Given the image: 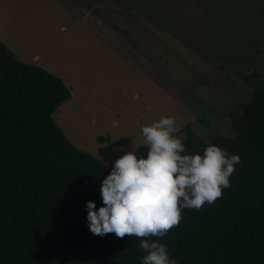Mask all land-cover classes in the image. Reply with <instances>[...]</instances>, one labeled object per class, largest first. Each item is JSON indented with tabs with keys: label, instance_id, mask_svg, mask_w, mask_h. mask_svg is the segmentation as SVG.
Returning <instances> with one entry per match:
<instances>
[{
	"label": "rangeland",
	"instance_id": "obj_1",
	"mask_svg": "<svg viewBox=\"0 0 264 264\" xmlns=\"http://www.w3.org/2000/svg\"><path fill=\"white\" fill-rule=\"evenodd\" d=\"M0 41L69 88L52 120L112 170L161 117L231 135L239 73L264 69V0H0Z\"/></svg>",
	"mask_w": 264,
	"mask_h": 264
},
{
	"label": "trees",
	"instance_id": "obj_2",
	"mask_svg": "<svg viewBox=\"0 0 264 264\" xmlns=\"http://www.w3.org/2000/svg\"><path fill=\"white\" fill-rule=\"evenodd\" d=\"M239 77L249 91L227 112L231 135L204 140L187 125L176 133L186 134L182 155L215 144L240 157L221 197L182 208L177 226L147 238L164 244L176 264H264V69ZM69 96L59 77L0 41V264H141L144 238L89 230L86 204L102 206L111 170L52 120ZM133 151L146 158L148 145Z\"/></svg>",
	"mask_w": 264,
	"mask_h": 264
},
{
	"label": "clouds",
	"instance_id": "obj_3",
	"mask_svg": "<svg viewBox=\"0 0 264 264\" xmlns=\"http://www.w3.org/2000/svg\"><path fill=\"white\" fill-rule=\"evenodd\" d=\"M141 132L146 158L132 150L115 160L102 181V206L96 210L93 201L86 204L89 230L101 237L144 238L137 245L146 251L141 264H176L164 244L147 238L164 236L177 226L182 208L199 209L221 197L240 157L215 144H208L203 155H182L186 134L176 135L174 116L142 126Z\"/></svg>",
	"mask_w": 264,
	"mask_h": 264
}]
</instances>
